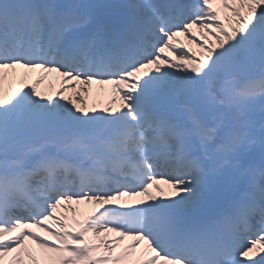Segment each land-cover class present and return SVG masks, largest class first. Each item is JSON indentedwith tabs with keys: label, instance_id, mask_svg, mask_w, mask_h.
Here are the masks:
<instances>
[{
	"label": "snow or ice",
	"instance_id": "obj_1",
	"mask_svg": "<svg viewBox=\"0 0 264 264\" xmlns=\"http://www.w3.org/2000/svg\"><path fill=\"white\" fill-rule=\"evenodd\" d=\"M25 257L264 264V0H0V264Z\"/></svg>",
	"mask_w": 264,
	"mask_h": 264
},
{
	"label": "bare ground",
	"instance_id": "obj_2",
	"mask_svg": "<svg viewBox=\"0 0 264 264\" xmlns=\"http://www.w3.org/2000/svg\"><path fill=\"white\" fill-rule=\"evenodd\" d=\"M23 71V70H19ZM33 75V76H31ZM37 74L32 73L30 74L29 81L32 82V80L35 78ZM50 76V75H49ZM61 78L56 74L52 79H49L45 81L47 84L46 86L42 87L41 91L46 93V94H51L53 95L54 99H58L59 97L56 96L57 91L60 89L61 84H60ZM29 84V83H28ZM50 85H54V87H50ZM110 86H105V89H108ZM110 97V92L108 90H101L100 85H92L91 88V93L88 95H83V99L87 101L88 108L91 110L95 108L97 111L103 109L104 107L108 106V101ZM67 98H73L76 99V93L69 91L65 93V103L67 102ZM83 105H81L82 107ZM118 106V105H117ZM166 186V185H163ZM165 194H168L169 197H174L172 190L168 187L167 191ZM131 204H134V201L130 202ZM73 207H78L81 211V213H87L91 211L95 206L94 205H73ZM71 217V213H67ZM127 243V242H126ZM32 248L36 251L37 255L39 256V250L35 249V246L32 245ZM11 259V257H9ZM25 264H28L27 257H25Z\"/></svg>",
	"mask_w": 264,
	"mask_h": 264
},
{
	"label": "rangeland",
	"instance_id": "obj_3",
	"mask_svg": "<svg viewBox=\"0 0 264 264\" xmlns=\"http://www.w3.org/2000/svg\"><path fill=\"white\" fill-rule=\"evenodd\" d=\"M181 39H183V38H181ZM27 83L31 84V82H29V80L27 81ZM18 84H19V82L17 81L13 86H14V87H15V86H18ZM6 87H7V84H6ZM41 89H42V87H41ZM154 192H155V191H153V194H155Z\"/></svg>",
	"mask_w": 264,
	"mask_h": 264
}]
</instances>
